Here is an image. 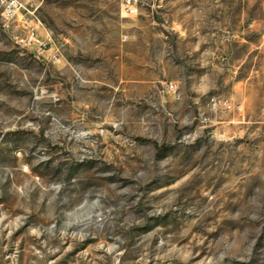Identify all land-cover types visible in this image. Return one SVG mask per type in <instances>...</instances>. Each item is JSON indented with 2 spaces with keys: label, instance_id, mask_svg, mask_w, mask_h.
Masks as SVG:
<instances>
[{
  "label": "rangeland",
  "instance_id": "obj_1",
  "mask_svg": "<svg viewBox=\"0 0 264 264\" xmlns=\"http://www.w3.org/2000/svg\"><path fill=\"white\" fill-rule=\"evenodd\" d=\"M0 264H264V0H0Z\"/></svg>",
  "mask_w": 264,
  "mask_h": 264
},
{
  "label": "built area",
  "instance_id": "obj_2",
  "mask_svg": "<svg viewBox=\"0 0 264 264\" xmlns=\"http://www.w3.org/2000/svg\"><path fill=\"white\" fill-rule=\"evenodd\" d=\"M122 11L127 16H133L138 13V0H120ZM31 36H34L33 34ZM44 47V45L39 44V48Z\"/></svg>",
  "mask_w": 264,
  "mask_h": 264
}]
</instances>
